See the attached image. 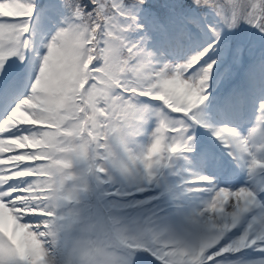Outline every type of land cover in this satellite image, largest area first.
Returning a JSON list of instances; mask_svg holds the SVG:
<instances>
[{"label":"snow or ice","instance_id":"6c2138e0","mask_svg":"<svg viewBox=\"0 0 264 264\" xmlns=\"http://www.w3.org/2000/svg\"><path fill=\"white\" fill-rule=\"evenodd\" d=\"M38 7L0 0V264H264V186L229 182L264 169V98L244 132L221 87L264 0H49L42 45Z\"/></svg>","mask_w":264,"mask_h":264},{"label":"trees","instance_id":"16d2710c","mask_svg":"<svg viewBox=\"0 0 264 264\" xmlns=\"http://www.w3.org/2000/svg\"><path fill=\"white\" fill-rule=\"evenodd\" d=\"M44 6L43 8H41L39 10V12L45 14V15H51L52 13L50 12V10H46L45 6L49 3V0H44ZM183 2L186 5H190L191 4V0H183ZM153 3L155 5H159L161 3H163V0H153ZM57 15H59V13H57ZM251 27L247 24H242L241 27L237 30H234L237 35L236 37H234V39H238V40H244L246 41L247 35L250 32ZM250 44V51H246L244 53V56L247 60H249L250 58H254L255 56L259 55L260 53V49L262 47H264V44H262V42L260 41V39L255 35V32L252 34V37L249 39ZM145 255H147V253H145Z\"/></svg>","mask_w":264,"mask_h":264},{"label":"rangeland","instance_id":"374dc122","mask_svg":"<svg viewBox=\"0 0 264 264\" xmlns=\"http://www.w3.org/2000/svg\"><path fill=\"white\" fill-rule=\"evenodd\" d=\"M255 32V30L254 29H250V32L248 33V35H247V38H246V41H249V39L252 37V34ZM258 67H259V63H258ZM259 68H261V67H259ZM259 77H260V73H257V79H259ZM262 77H263V80H264V73L262 74ZM262 98H264V92H263V95H262ZM148 123V125H150L151 126V123L150 122H147ZM207 135V134H206ZM196 170L197 169H191V171H189V172H191V175L194 173V172H196ZM191 205V203H189L188 202V207H191L190 206ZM247 217V216H246ZM250 218H247V221L249 220ZM239 231H241V229L239 230Z\"/></svg>","mask_w":264,"mask_h":264}]
</instances>
